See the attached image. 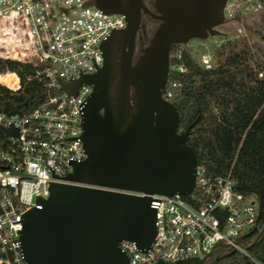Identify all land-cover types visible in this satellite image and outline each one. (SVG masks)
Returning a JSON list of instances; mask_svg holds the SVG:
<instances>
[{
  "label": "water",
  "instance_id": "obj_1",
  "mask_svg": "<svg viewBox=\"0 0 264 264\" xmlns=\"http://www.w3.org/2000/svg\"><path fill=\"white\" fill-rule=\"evenodd\" d=\"M92 1L107 13H121L125 26L101 44V66L73 82L71 93L81 83L91 87L81 115L85 156L71 162L64 182L49 184L47 196L37 200L41 208L23 214L19 240L26 264H128L119 242L144 249L154 235L150 195H186L193 188L195 156L185 144L189 126L176 132L177 111L162 97L168 50L172 43L219 34L214 27L223 19V0H153L151 15L159 23L134 64L140 12H150L141 0ZM116 32L121 38L114 61Z\"/></svg>",
  "mask_w": 264,
  "mask_h": 264
},
{
  "label": "built area",
  "instance_id": "obj_2",
  "mask_svg": "<svg viewBox=\"0 0 264 264\" xmlns=\"http://www.w3.org/2000/svg\"><path fill=\"white\" fill-rule=\"evenodd\" d=\"M224 20H241L264 13V0H223ZM121 13H107L86 0H0V58L28 63L45 89V98L24 112L0 109V127L12 129L7 147L0 149V264H26L20 248L23 214L41 208L52 182H64L71 162L81 161L82 108L91 92L81 83L73 93L74 80L93 73L102 64L101 44L114 30L122 29ZM181 48L174 51L179 57ZM204 69L210 57L199 60ZM183 70L180 65L172 66ZM12 75L0 88L15 93L18 77ZM179 87L166 82L162 97ZM154 235L147 248L122 240L119 247L128 264L171 263L203 258L201 264H263L240 244V238L256 222L252 195L233 191L228 174L209 177L202 165L194 167L192 190L186 195L152 194ZM236 252L242 260H225L224 252Z\"/></svg>",
  "mask_w": 264,
  "mask_h": 264
},
{
  "label": "trees",
  "instance_id": "obj_3",
  "mask_svg": "<svg viewBox=\"0 0 264 264\" xmlns=\"http://www.w3.org/2000/svg\"><path fill=\"white\" fill-rule=\"evenodd\" d=\"M147 3L148 8L143 5L150 13L140 12L131 64L159 23L151 15L156 14L153 0ZM176 44L169 46L166 80L179 83L171 97L166 98L177 111L175 130L181 132L189 126L185 144L192 149L196 164L203 166L206 176L228 174L233 191L253 196L257 219L240 238V244L264 264V67L253 72L245 64L248 52L234 51L225 42L215 50L222 59L204 69L187 50L181 48L176 57ZM177 65L183 70L172 68ZM4 70L18 77L20 88L15 93L0 88V109L24 112L44 100L41 82L26 78L33 73L32 65L0 58V72ZM13 80L9 75L0 77V82ZM7 134L14 131L0 127V149L7 147ZM224 254L225 263L242 260L236 252Z\"/></svg>",
  "mask_w": 264,
  "mask_h": 264
},
{
  "label": "rangeland",
  "instance_id": "obj_4",
  "mask_svg": "<svg viewBox=\"0 0 264 264\" xmlns=\"http://www.w3.org/2000/svg\"><path fill=\"white\" fill-rule=\"evenodd\" d=\"M93 4L92 0H86ZM219 34L207 35L203 39L191 38L184 43L176 44L178 48L187 50L190 56L199 62L202 55L210 57L211 63L219 62L222 57L216 56L215 50L223 43L229 42L234 51L246 50L245 64L253 72H258L264 67V13L245 16L241 20H224L214 27ZM121 32H116L111 46V55L114 61L117 60L119 51ZM115 91V79L110 86V98L113 102ZM129 102V109L131 108ZM218 263H225L222 258ZM206 264V260L205 263ZM212 264V263H209Z\"/></svg>",
  "mask_w": 264,
  "mask_h": 264
},
{
  "label": "flooded vegetation",
  "instance_id": "obj_5",
  "mask_svg": "<svg viewBox=\"0 0 264 264\" xmlns=\"http://www.w3.org/2000/svg\"><path fill=\"white\" fill-rule=\"evenodd\" d=\"M141 1L148 8V3H147L148 0H141ZM112 44H113V40L111 41V45Z\"/></svg>",
  "mask_w": 264,
  "mask_h": 264
},
{
  "label": "bare ground",
  "instance_id": "obj_6",
  "mask_svg": "<svg viewBox=\"0 0 264 264\" xmlns=\"http://www.w3.org/2000/svg\"><path fill=\"white\" fill-rule=\"evenodd\" d=\"M10 77H12L14 79V77L12 75H9Z\"/></svg>",
  "mask_w": 264,
  "mask_h": 264
}]
</instances>
